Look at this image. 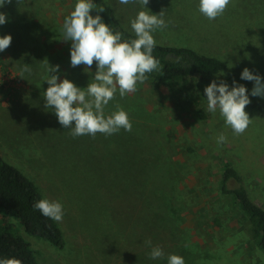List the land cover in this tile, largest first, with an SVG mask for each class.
I'll list each match as a JSON object with an SVG mask.
<instances>
[{"label":"rangeland","instance_id":"1","mask_svg":"<svg viewBox=\"0 0 264 264\" xmlns=\"http://www.w3.org/2000/svg\"><path fill=\"white\" fill-rule=\"evenodd\" d=\"M26 1L12 0L0 8L7 14L0 37H12L10 47L0 53V154L33 180L47 199L63 205L58 224L68 243L82 250L67 256L27 234L12 214L2 213V219L31 245L38 263L141 264L144 256L129 248L132 237L156 239L165 230L178 247L168 250V256L178 255L185 264H264V251L252 239L248 222L231 198L219 191L221 161L229 155L252 198L264 206V123L253 133L237 135L219 110H207L204 88L213 80L229 82L232 70L217 78L195 77L167 85L137 82L134 93L121 98L117 91L104 107L106 117L117 105L123 108L132 123L131 132L121 129L107 137L97 133L95 138H73L53 109L45 108L48 73L43 61L59 65L60 79L67 78L81 89L92 82L95 61L86 71L89 77L82 78L85 66L71 67V42L63 41L64 20L77 0H33L32 15ZM110 1L123 26L134 33L131 21L147 9L139 0L127 5ZM146 7L153 14L164 11L167 27L152 33L156 44L192 47L202 54H218L216 48L221 46L220 55L227 58L242 44L234 38V25L246 28L242 20L248 15L254 20L263 8L258 0H230L222 15L209 20L200 13L199 0H149ZM90 14L97 15L95 10ZM43 24L49 28L57 24L58 37L47 41ZM59 53L67 61L49 59L48 54ZM25 64L31 72H22ZM198 108L207 115L205 120L196 116ZM221 134L227 139L218 144ZM110 187L115 189L112 202L119 200L120 206L103 203ZM135 195L147 199L156 213L155 220L139 219L137 233L131 231L135 212L123 204ZM116 215L123 216L125 224L113 222ZM150 251L145 246L144 255Z\"/></svg>","mask_w":264,"mask_h":264},{"label":"clouds","instance_id":"2","mask_svg":"<svg viewBox=\"0 0 264 264\" xmlns=\"http://www.w3.org/2000/svg\"><path fill=\"white\" fill-rule=\"evenodd\" d=\"M12 0H0V8ZM136 0H119L120 4L135 3ZM139 3L147 11H139L135 19L131 21L135 39H123L122 33L111 25L105 24L99 13L105 12L103 7L97 8L93 0H77L74 10L63 23V36L65 42H71L70 65L75 68L85 66L89 71L95 61L96 72L92 82L84 89L77 87L67 78L61 80L59 65L50 66L47 59L43 61L48 84L44 92L45 108H51L57 117L59 124L70 129V135L75 138L91 135L95 138L97 133L111 136L121 129L131 132L132 123L123 108L117 105V110L107 117L104 107L109 104L117 91L123 98L126 94L137 90V82L143 83L148 79L146 73L159 70L160 62L153 55L156 41L152 33L156 29L167 27L162 10L153 14L146 6L149 0H139ZM230 0H199V11L207 19L215 20L222 15L229 5ZM95 10L97 15L90 13ZM7 22V14L0 12V25ZM11 35L0 37V53L10 47ZM22 72H31L28 65H24ZM241 80L251 81L254 86L250 95L264 98V78L259 74H253L248 68H244ZM207 101V110L215 113L219 110L234 133L243 134L252 119L245 111L251 103L248 89L243 84L233 80L231 88L225 80H213L204 88ZM226 136L221 134L218 144L226 142ZM34 210L56 222H61L64 211L59 201H51L47 198L40 199L33 205ZM145 245L151 248L150 259H158L164 256L159 247H152L151 240L145 241ZM0 264H22V261L13 258H2ZM168 264H185L184 259L178 255H169Z\"/></svg>","mask_w":264,"mask_h":264},{"label":"trees","instance_id":"3","mask_svg":"<svg viewBox=\"0 0 264 264\" xmlns=\"http://www.w3.org/2000/svg\"><path fill=\"white\" fill-rule=\"evenodd\" d=\"M93 3L97 5V8L103 7L105 9V12L99 13V15L102 16L105 24L111 25L120 31L123 39L131 40L136 38L134 33L123 26L116 14L114 3L110 0H93ZM258 3L263 8L262 11L258 12L260 15L256 16L254 20L248 14V16L243 14V16L248 17L246 18L247 20H242L246 23V28L241 27L239 29L237 25H234L237 35L234 38L242 44L236 46L235 52L231 51V58L220 55L221 46L216 48L219 52H217L218 54H214L211 51L202 54L192 47H176L158 43L155 45L153 55L159 60L160 67L159 70L146 73L148 76L147 80H151L155 84L167 85L195 77L217 78L232 70L233 77L229 78L227 84L231 88L233 80H235L238 84H243L248 89L251 103L246 106L245 110L252 122L244 132V135L253 133L257 127L264 123V98L252 97L250 93L254 86L253 82L241 80L240 75L244 68H248L254 75L259 74L264 78V0H258ZM34 4L33 0L26 1L25 8L30 10L31 15L32 10H36ZM11 6L6 8H11ZM37 11H40L38 6ZM32 20H35L34 16ZM41 27L42 34L45 35L47 41L51 40V38H57L58 34H60V32L58 34L55 33V29H58L57 24L55 28L46 27L45 24ZM238 29L239 31H237ZM36 32L39 33L40 37L39 30ZM59 54H48L49 59L51 61H67L65 54ZM80 75L82 78L89 77V73L86 71L80 73ZM196 105L198 106L199 103L196 102ZM195 114L202 120L207 118L202 109H196ZM221 162L223 171L219 181V191L224 197L231 198L230 200L236 205L243 219L248 222L252 239L264 251V206L259 205L252 198L250 191L245 185L244 177L234 166L233 157L226 155L224 161ZM108 190H110V193L105 194L103 199V203L107 207L114 198L112 193H114L115 189L110 187ZM44 198H46L45 195L36 183L18 168L8 163L0 154V259L15 257L21 260L22 264H39L31 245L19 234L14 225L2 219V213L6 215L12 214L27 234L50 243L58 250L63 251L65 255L73 257L74 254H81V249L68 243L58 222L44 217L39 210H34V203ZM115 198L117 197L115 196ZM113 202L120 206L119 200L115 199ZM124 203L130 212H135L131 231H135V233L140 231L139 219H156V213L147 199L144 200L141 196L135 195L132 196V199L125 200ZM121 212H123V208ZM108 221L109 219L106 217L104 222L107 224ZM113 222L125 224L126 220L123 216L116 215ZM149 239L155 247L159 246L163 250L164 256L158 259H150L149 253L144 255L145 241L139 236L132 237L129 248L134 253L137 251L140 256H144L140 259L141 264H159L160 261L166 264L165 262H168V250L172 252L178 250L175 239L165 230L159 232V236L156 239L154 237Z\"/></svg>","mask_w":264,"mask_h":264}]
</instances>
